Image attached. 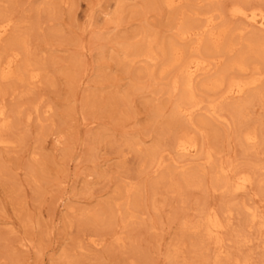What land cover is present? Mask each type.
<instances>
[{
  "label": "rangeland",
  "instance_id": "rangeland-1",
  "mask_svg": "<svg viewBox=\"0 0 264 264\" xmlns=\"http://www.w3.org/2000/svg\"><path fill=\"white\" fill-rule=\"evenodd\" d=\"M119 1L0 0V25L11 23L0 66L18 54L15 75L0 72L8 112L0 137L9 141L0 146V264H264V52L260 31L232 16L233 4L264 10V0ZM209 16L225 29L218 42L180 37L182 29L204 30ZM171 42L178 60L214 59L196 83L224 75L216 93H198L191 114L179 113V92L170 91ZM236 59L246 70L232 67ZM259 76L250 92L226 97L233 77ZM246 130L255 142L243 140ZM187 138L194 157L178 146ZM222 167L253 184L233 192ZM130 200L137 206L126 218ZM211 208L227 222L218 258L215 238L195 229Z\"/></svg>",
  "mask_w": 264,
  "mask_h": 264
},
{
  "label": "bare ground",
  "instance_id": "bare-ground-1",
  "mask_svg": "<svg viewBox=\"0 0 264 264\" xmlns=\"http://www.w3.org/2000/svg\"><path fill=\"white\" fill-rule=\"evenodd\" d=\"M121 1V0H120ZM119 1V2H120ZM165 1L166 4H168V6L173 7L175 6L177 3H180L182 0H163ZM242 2V1H241ZM120 4V3H119ZM120 6V5H119ZM123 6V5H122ZM121 6V7H122ZM254 6V5H253ZM96 11V9H95ZM221 11V10H220ZM113 12V11H112ZM223 13V12H222ZM232 16L237 17V18H241L244 21H246V23L248 24V26L250 28L256 29L258 31H260V35L259 37V46L263 49L264 52V10H262L261 8H251V9H247L244 8L243 6L239 5V4H233L232 6ZM220 18V17H219ZM207 23L204 26V30H198V31H190V30H186V29H182L181 33H180V37L181 38H189V37H195L196 40H198V45L201 46L202 42H203V38L205 35L209 36L211 40L218 42V40H220V38L222 37V35L225 33V29H220V30H215L214 26L216 25V21L215 18L213 16H209L207 18ZM204 25V24H203ZM227 25V24H226ZM11 26L10 22L4 23L2 25H0V40L7 34L9 27ZM225 26V25H224ZM122 27V26H121ZM239 29V28H238ZM178 35V34H176ZM258 35V34H257ZM179 36V35H178ZM151 37V35H150ZM175 38V37H174ZM194 38V39H195ZM241 38V37H240ZM226 39V38H225ZM224 39V40H225ZM244 39V38H243ZM251 39V38H250ZM255 39V38H254ZM171 40V39H170ZM191 40V39H188ZM252 40V39H251ZM243 41V40H242ZM256 41V40H255ZM167 42V41H166ZM247 42V41H246ZM164 43V42H163ZM221 43V41H220ZM226 43V42H225ZM245 43V41H244ZM178 45V44H177ZM223 46V44H221ZM150 46V45H149ZM165 47V46H164ZM168 50L167 48L164 49V54L168 55V53H170V55H172V58L168 62L169 66H176V73L175 75L172 77V80L170 82V91L172 92H179V99H178V104H177V110L179 111V113L181 114L182 111H187L188 114L194 112L196 109H198L201 105V101L200 99L197 100L198 97V93L200 95L201 91H214L216 93V91L218 89L221 88V86L224 85V75L218 74L215 77L212 76H205L204 80L202 79L200 82L196 83L197 78L201 77V75H205L208 74V72L210 70H212L211 68V63L212 60L214 59H209L207 60V58L203 55H198V56H191L185 59H180L178 60L177 58H175V55L178 56L177 54V48L175 43L171 42L168 45ZM224 47V46H223ZM222 47V48H223ZM128 49V48H127ZM221 49V48H220ZM131 51V50H130ZM216 51V49H215ZM132 53V52H131ZM159 53V52H158ZM124 54V53H123ZM129 50H127L126 52V58H128ZM133 54V53H132ZM145 54V53H144ZM148 55V53H146ZM222 54V53H221ZM224 54V53H223ZM226 54V53H225ZM260 54V53H259ZM17 55L11 59H9L5 64H1L0 66V72H1V76L2 78H10L12 76L15 75L16 71V62H17ZM150 55V54H149ZM162 55V54H161ZM140 56V55H139ZM138 56V57H139ZM142 56V55H141ZM174 56V57H173ZM223 56V55H222ZM259 56V55H258ZM163 57V56H162ZM214 57V56H213ZM170 58V57H169ZM168 58V59H169ZM264 58V57H263ZM34 59V58H33ZM255 59V58H254ZM128 60V59H127ZM159 60V59H158ZM161 60V59H160ZM233 60V59H232ZM152 61V60H151ZM149 62V61H148ZM260 62V61H259ZM163 62H161L162 64ZM224 63V62H223ZM165 64V63H164ZM214 64V63H213ZM216 64V63H215ZM253 64V63H252ZM32 65V63H31ZM77 65V64H76ZM260 65V63H259ZM262 65V62H261ZM28 66H30L28 64ZM86 66V65H85ZM162 66V65H161ZM214 67V66H213ZM229 67V66H227ZM232 67L239 69L240 71H244L246 70V63L244 61H242L241 59H236L232 62ZM250 67V66H249ZM29 68V67H28ZM39 70V69H38ZM175 70V69H174ZM220 69H217V71L219 72ZM172 71V70H171ZM236 71V70H235ZM161 72V71H160ZM248 72V71H247ZM39 73V72H38ZM173 73V72H172ZM216 74V73H215ZM237 74V73H236ZM258 74V73H257ZM234 75V74H233ZM240 75V74H239ZM0 76V77H1ZM23 76V75H22ZM243 76V75H242ZM258 76V75H257ZM42 77V76H41ZM85 77V76H84ZM230 77V76H229ZM264 77V75H263ZM262 76H259L258 78L255 77L252 80H243L239 78H235L233 77L232 80L229 83V86L227 88V96L229 98H240L242 97L247 90H249L252 86H254L255 84H257L262 78ZM29 78L30 79H34L37 83L39 81V74L36 73H32V71H30L29 74ZM244 78V77H243ZM166 79V78H165ZM169 79V78H168ZM170 80V79H169ZM167 81V80H166ZM168 82V81H167ZM262 82V81H261ZM44 85V84H43ZM212 87H209L211 86ZM258 86V85H257ZM258 88V87H257ZM202 89V90H201ZM252 89V88H251ZM256 88H254L255 90ZM260 90V89H259ZM257 92H259L258 90H256ZM250 92V90H249ZM254 92V91H253ZM171 93V92H170ZM204 95V94H203ZM208 96L211 98L210 100H208L209 103V107H212L213 109L216 107V104L214 103L215 100L212 99V96H210L208 94ZM207 96V97H208ZM173 97V96H172ZM217 97V96H216ZM227 98V99H229ZM215 99V98H214ZM251 99V98H250ZM249 99V100H250ZM206 100V101H207ZM219 100V99H218ZM244 100H247L244 99ZM243 100V103L245 102ZM196 101V102H195ZM217 101V100H216ZM248 101V100H247ZM184 102H190L193 103V106H191L188 109L182 108L181 103ZM225 102V101H224ZM222 103V102H221ZM174 104V103H173ZM175 105V104H174ZM250 105V104H249ZM1 107V106H0ZM173 107V106H172ZM219 107V105H218ZM221 107V106H220ZM232 107V106H231ZM240 106H235V109H237ZM207 108V107H206ZM233 108V107H232ZM175 109V108H173ZM200 109V108H199ZM198 109V110H199ZM250 109V108H249ZM228 110V109H227ZM165 112V111H164ZM6 112L4 110L3 107L0 108V120L2 122V126L6 127L7 126V117H6ZM164 114V113H163ZM163 114H158L159 115H163ZM179 114V115H180ZM177 115V114H176ZM160 118V117H159ZM238 118V117H237ZM164 119V117H163ZM10 120V119H9ZM183 120V118H182ZM195 120V119H194ZM181 121V119H180ZM190 121V120H188ZM7 122V123H6ZM198 122V121H197ZM181 124V122H179ZM194 123V122H193ZM203 123H206L203 121ZM195 125V124H194ZM207 125V123H206ZM162 126V125H161ZM197 126V125H196ZM180 127V126H178ZM185 127V126H184ZM193 127V126H192ZM196 128V127H195ZM251 129V128H250ZM1 130V129H0ZM190 130V129H189ZM254 130V129H253ZM161 131V130H159ZM174 131V130H173ZM247 131V130H246ZM249 131V130H248ZM244 134L243 136V140L247 143H252L255 142V140L258 138V135L254 132H248ZM235 133V131H234ZM161 134V133H160ZM236 135H238L237 133H235ZM190 136V135H189ZM239 136V135H238ZM237 136V137H238ZM164 137V136H163ZM181 138V137H180ZM164 139H166L164 137ZM188 141L186 140H181L178 144V146H180L183 150L184 153L186 155H189L191 157H194L196 155V153L198 152V149L196 147V144L194 142H192L191 139L187 138ZM241 140V139H240ZM179 141V140H178ZM131 143V142H130ZM258 143V142H257ZM9 144V141L1 138L0 137V146H7ZM244 144V143H243ZM242 144V145H243ZM251 145V144H250ZM205 146V145H204ZM242 147V146H241ZM250 147V146H249ZM162 148V147H161ZM160 150V148H159ZM249 151V150H248ZM149 153V151H148ZM157 150H153L150 152L149 158L152 162H156L157 158ZM208 157L209 160L212 159V154L208 153ZM216 155V154H215ZM176 156H178L176 154ZM218 156V155H217ZM147 157V156H146ZM215 157V156H214ZM207 158V156H206ZM174 159V157L172 158ZM202 159V158H201ZM188 160V159H187ZM186 160V161H187ZM230 161V160H229ZM232 162V161H231ZM230 162V163H231ZM262 162V161H260ZM147 163V162H146ZM158 164H161L160 162ZM229 163L227 162V165ZM232 164V163H231ZM204 165V164H203ZM218 165V164H216ZM260 165V164H259ZM208 166V165H206ZM229 166V165H228ZM150 167V166H149ZM212 168V166H210ZM232 167V165H231ZM264 167V166H263ZM253 169V168H252ZM205 170V169H204ZM221 174H223L224 176V186L228 189H231L233 192H246L250 186L253 184V177L247 173L244 172H239L238 174H233L230 175V169H227L225 167H222L221 169ZM232 170V169H231ZM216 172V171H215ZM219 172V171H217ZM234 171L231 172V174ZM90 174V173H89ZM192 174V173H191ZM211 174V173H210ZM214 174V173H213ZM217 176V175H216ZM254 176V175H253ZM257 178V177H256ZM214 179V178H213ZM223 180L221 182H223ZM174 181V180H173ZM214 181V180H213ZM220 182V183H221ZM255 183V182H254ZM219 184V183H218ZM222 184V183H221ZM129 185V184H128ZM261 186V185H260ZM263 188V187H262ZM132 191V194H135V189H130ZM228 191V190H227ZM133 199V198H132ZM135 201H136V197H135ZM134 202V201H133ZM132 200H130L127 204H126V218L132 217L133 216V209H132V205L137 206L138 203L137 201L135 203H133ZM259 202V201H258ZM242 205V204H241ZM156 207V206H155ZM243 207V206H242ZM249 207V206H247ZM221 210V209H220ZM244 211V210H243ZM202 212V211H201ZM206 212V211H205ZM249 213V212H248ZM247 213V214H248ZM251 218L253 221H255L257 218H260V215L258 214V211L256 209L250 210ZM248 214V215H249ZM201 215V214H200ZM203 215V213H202ZM201 215V216H202ZM263 219V218H262ZM188 221V220H187ZM195 221V220H194ZM188 223V222H187ZM186 223V224H187ZM227 223V222H225ZM224 221L222 220L221 215L219 214V212L215 209V208H211L209 209V211H207L204 215V217L199 221V223L196 225L197 230H201L202 232H204L205 236H207L209 239L215 238V241L218 243V253H216V258H218L221 253H223L224 251L222 250V242H223V238H222V234H224V230L226 228ZM189 225V224H188ZM229 225V224H227ZM187 226V225H186ZM184 227V226H183ZM261 227V226H259ZM263 227V224H262ZM264 228V227H263ZM188 229V228H187ZM259 229V228H258ZM195 230V231H197ZM264 230V229H263ZM195 233V232H193ZM117 234V233H116ZM263 235V234H262ZM206 237V238H207ZM263 237V236H262ZM25 239V238H24ZM208 240V239H207ZM27 242V241H26ZM202 243V242H201ZM204 243V242H203ZM216 246V245H215ZM238 246V245H237ZM239 248V247H238ZM206 249V248H205ZM174 251V250H173ZM176 251L178 252V249H176ZM176 253H173L172 255L175 256ZM239 255V254H238ZM233 256V255H232ZM237 258V257H236ZM235 258V259H236ZM239 258V257H238ZM173 260V259H172ZM187 260V259H186ZM208 260V259H207ZM250 259H245L244 261H240V260H236L234 264H247V262ZM218 260L216 259V262ZM188 263V262H187ZM223 263V261H222ZM221 263V264H222ZM219 264V262L217 263Z\"/></svg>",
  "mask_w": 264,
  "mask_h": 264
}]
</instances>
